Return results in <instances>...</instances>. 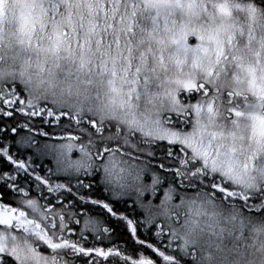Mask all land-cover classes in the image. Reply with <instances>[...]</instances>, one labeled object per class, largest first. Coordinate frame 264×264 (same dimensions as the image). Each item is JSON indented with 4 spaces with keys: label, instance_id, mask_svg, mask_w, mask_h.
Instances as JSON below:
<instances>
[{
    "label": "snow or ice",
    "instance_id": "6c2138e0",
    "mask_svg": "<svg viewBox=\"0 0 264 264\" xmlns=\"http://www.w3.org/2000/svg\"><path fill=\"white\" fill-rule=\"evenodd\" d=\"M255 217L264 0H0V264H251Z\"/></svg>",
    "mask_w": 264,
    "mask_h": 264
},
{
    "label": "clouds",
    "instance_id": "9594fccd",
    "mask_svg": "<svg viewBox=\"0 0 264 264\" xmlns=\"http://www.w3.org/2000/svg\"><path fill=\"white\" fill-rule=\"evenodd\" d=\"M191 130L189 127L188 131ZM253 224H264V217H255ZM233 243L239 244L241 249L248 253V260L251 261V264H264V248L261 247V244L264 243V234L257 235L255 232L246 231L244 239L241 241L234 242L226 239L225 247L231 248ZM245 245H252V247L245 248Z\"/></svg>",
    "mask_w": 264,
    "mask_h": 264
}]
</instances>
